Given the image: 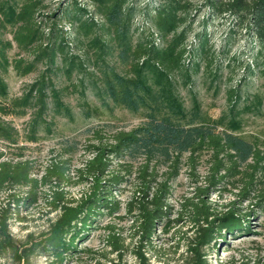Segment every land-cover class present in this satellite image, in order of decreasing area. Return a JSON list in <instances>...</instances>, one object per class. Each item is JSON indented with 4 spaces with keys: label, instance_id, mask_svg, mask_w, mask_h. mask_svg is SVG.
<instances>
[{
    "label": "trees",
    "instance_id": "obj_1",
    "mask_svg": "<svg viewBox=\"0 0 264 264\" xmlns=\"http://www.w3.org/2000/svg\"><path fill=\"white\" fill-rule=\"evenodd\" d=\"M88 2L90 12L73 0L57 16L42 14L46 9L43 0H0V29L10 28L12 35L9 42L0 40V142L4 146L0 149V195H5L7 201L0 212V257L9 253L14 264H30V258L41 252L56 264H63L73 254L89 253L85 248L78 250L75 241L93 229L95 217L111 218L122 210L124 217L132 219L138 248L143 244L151 246L158 228L166 229L171 224L170 183L178 177L183 157H187L195 178L198 160L207 153L205 187H195L192 198L182 205L189 208L195 227L189 249L192 264H206L203 250L217 234L249 232L246 217L239 214L236 203L212 205L208 201L211 194L236 191L239 203L252 202L256 208H264V141L252 142L240 136L241 123L234 116L213 119L203 114L196 100L187 109L178 94L176 76L189 83L201 61L205 68L212 66L214 59L207 55L208 23L226 22L228 36L243 32L264 47V0H154L155 6H146L144 15L150 30L137 39L133 36L135 11L130 0ZM202 13L204 26L196 35L198 48L189 50L187 39ZM64 19L73 27L74 36L87 40V52H92L97 70L87 75L101 106L109 111L141 113L143 119L138 126L114 130L109 136L102 130L92 132L96 143L88 146V157L77 171V184L87 188L77 200L68 199L63 191V186L70 184L66 161L51 163L39 177H34L32 164L21 160L23 156H17L18 160L7 157L5 148L18 146L19 133L2 119L21 118L28 109H36L27 136V141L34 143L50 98L65 116L71 117L51 76L58 70L59 56H63L68 76L73 70L86 73V67L84 61L65 52L67 39L58 28ZM12 43L18 51L31 54L33 60L10 61L7 51L12 49ZM112 59L120 68L109 63ZM37 63H44L45 70L22 96L9 99L2 74L11 67L18 76L25 77L35 71ZM234 93L229 92L230 101ZM80 95L85 98L84 89ZM99 114L98 108L87 107L85 111L87 118ZM160 167L166 168L164 178L158 175ZM132 174L136 175L132 194L122 204L117 196ZM23 189V195L17 192ZM41 195L50 211L59 215L38 241L19 246L8 229L11 206H33ZM109 239L114 251H120L117 238L112 234ZM135 258L138 264H149L140 251ZM237 262L232 258L228 264Z\"/></svg>",
    "mask_w": 264,
    "mask_h": 264
},
{
    "label": "rangeland",
    "instance_id": "obj_2",
    "mask_svg": "<svg viewBox=\"0 0 264 264\" xmlns=\"http://www.w3.org/2000/svg\"><path fill=\"white\" fill-rule=\"evenodd\" d=\"M73 0H43L46 9L43 15H52L63 10ZM81 8L92 10L88 0H77ZM135 11L133 20L134 39L147 34L150 24L145 19L146 6H155L154 0H130ZM204 13L195 19L192 33L187 39V49L198 48L197 34L203 30ZM67 39L65 52L78 60L84 61L86 73L73 70L68 76L63 56L56 61L58 70L52 75L55 88L61 92V103L68 107L71 117L59 107H56L52 98L48 101V110L39 126L37 141H27L29 122L36 109H28L27 115L21 118H2L14 127L19 133V144L15 148H5L9 159L23 156L21 160L29 161L33 167V176L39 177L44 169L51 163L66 161L69 167L68 177L70 184L63 186L68 199L77 200L86 191L87 186L77 184L79 181L77 171L82 167L83 161L88 157V146L95 144L92 132L102 130L109 136L114 130H130L142 123L141 113H131L123 109H104L95 96L93 86L90 84L88 72L96 73L93 64L92 52H87V40L74 36L73 27L66 19L58 26ZM228 23H208L207 50L208 58H213V64L205 68L201 61L199 71L192 74L190 82H185L181 76H176L179 81L178 94L187 109L193 101L200 106L203 114L217 119L221 116L231 118L234 116L241 123L239 135L248 141H264V47L252 36L243 32L228 36ZM10 28L0 29V40H12ZM159 43V41H157ZM7 51L11 61L16 58H25L28 62L33 56L18 51L15 44ZM201 57V56H200ZM204 58V56L202 57ZM110 64H119L109 60ZM45 70L44 63H37L35 71L25 77L18 76L10 67L6 74H2L8 85L9 99L19 98L32 84L41 72ZM1 72V69H0ZM84 89L85 98L80 95ZM234 91L235 97L230 101L229 92ZM236 101V102H235ZM235 105L232 109V103ZM98 108L99 116L87 118V109ZM4 148L0 142V149ZM186 156L177 178L171 181V195L168 200L170 225L160 226L156 231L151 246L143 244L139 249L137 239L131 226L132 219L124 217L123 210L111 218L95 217L94 224L88 234L75 242L78 250L85 248L89 253L73 254L66 258L63 264H138L135 253L144 254L149 264H192L193 255L189 249L192 246L195 230L189 215V208H183L185 200L191 199L195 187H205V178L208 171L209 154L204 153L198 160L195 178L191 176ZM165 167L158 168V175L164 178ZM135 174H132L127 186L121 187V195L117 199L125 204L131 194ZM21 195L25 189L19 190ZM236 191L219 192L211 194L208 201L212 205H225L229 202L236 203L235 207L240 215H244L249 224V232L241 234L234 232L230 235L221 232L216 235L214 242L203 250L206 264H228L234 258L237 264H264V208H256L252 202L239 203L235 197ZM7 201L5 195H0V212L5 208ZM12 210V219L9 222V233L15 243L22 246L26 243L38 241L46 233L50 225L58 217V212L50 211L43 195L37 204L22 206ZM248 214V215H245ZM122 218L124 220H122ZM112 227L111 230L106 229ZM114 235L121 246L120 251H114L109 236ZM225 248V249H224ZM241 254V256H240ZM30 264H56L47 255L38 252L30 258ZM0 264H14L9 253H3Z\"/></svg>",
    "mask_w": 264,
    "mask_h": 264
}]
</instances>
